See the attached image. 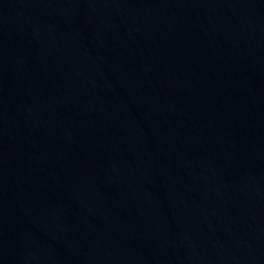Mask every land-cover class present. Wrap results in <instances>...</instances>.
<instances>
[{
    "label": "water",
    "instance_id": "water-1",
    "mask_svg": "<svg viewBox=\"0 0 264 264\" xmlns=\"http://www.w3.org/2000/svg\"><path fill=\"white\" fill-rule=\"evenodd\" d=\"M0 264H264V0H0Z\"/></svg>",
    "mask_w": 264,
    "mask_h": 264
}]
</instances>
